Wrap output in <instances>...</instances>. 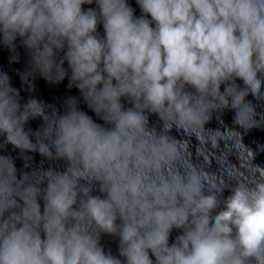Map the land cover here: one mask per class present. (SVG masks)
Segmentation results:
<instances>
[{
  "label": "clouds",
  "instance_id": "clouds-1",
  "mask_svg": "<svg viewBox=\"0 0 264 264\" xmlns=\"http://www.w3.org/2000/svg\"><path fill=\"white\" fill-rule=\"evenodd\" d=\"M136 4L140 16L128 0H0L26 90L67 78L96 117L75 96L62 112L22 103L0 72V150L30 168L0 155V264H264V165L244 143L264 129V0ZM225 110L233 127H206Z\"/></svg>",
  "mask_w": 264,
  "mask_h": 264
}]
</instances>
